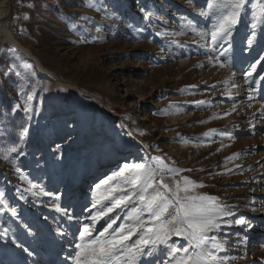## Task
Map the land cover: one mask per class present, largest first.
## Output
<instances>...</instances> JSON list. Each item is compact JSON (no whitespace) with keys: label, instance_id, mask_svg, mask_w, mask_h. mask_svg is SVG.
<instances>
[{"label":"rangeland","instance_id":"rangeland-1","mask_svg":"<svg viewBox=\"0 0 264 264\" xmlns=\"http://www.w3.org/2000/svg\"><path fill=\"white\" fill-rule=\"evenodd\" d=\"M257 5L244 0L220 44L210 34L231 9L209 10L207 0H13L4 7L10 13L0 25L35 58L0 41V264H73L85 224L93 237L109 223L111 232L132 223L139 207L121 205L93 223L113 205L101 194L123 177L96 185L125 164L155 166L156 157L183 170L165 173L166 183L188 177L203 185L188 195L216 197L231 213L208 233L224 242L212 250L216 257L264 264V12ZM236 54L244 58L233 64ZM40 136L43 146L32 145ZM122 187L111 195L130 191ZM169 244L187 241L172 236ZM148 251L137 264H174L165 245Z\"/></svg>","mask_w":264,"mask_h":264},{"label":"snow or ice","instance_id":"snow-or-ice-1","mask_svg":"<svg viewBox=\"0 0 264 264\" xmlns=\"http://www.w3.org/2000/svg\"><path fill=\"white\" fill-rule=\"evenodd\" d=\"M207 6L209 10L231 9L222 16L210 34L215 43L229 35L230 30L237 23L244 0H230L227 3L224 0H207ZM257 6L260 7L261 12H264V4H259V0ZM253 17L257 19L256 12H253ZM252 26L255 28V23ZM261 60H264V57ZM220 66L223 67L224 64L221 63ZM26 67L31 69L32 65ZM252 71H255V65L252 66ZM25 111L30 109L26 108ZM24 132L26 134L27 129ZM155 160L157 161L155 166L125 164L119 171L96 185L99 189L101 184L109 185L115 178L123 177L120 182L108 189L107 195L101 194L102 199H111L113 205L91 217L93 223L121 205L126 206L138 201L139 207L135 208L127 218L132 223L121 224L111 232L109 230L112 229V224L109 223L98 236L93 237L92 229L85 224L80 231V242L76 244L74 255L71 256L73 264H137L139 257L151 254L150 251L146 253L149 246L154 248L157 245H165L170 249L174 264H217V261L226 264L228 260L235 259L228 256L216 257L212 250H223L224 242L208 236V233L219 230L222 222H228L225 217L230 216L231 213L226 210V206L220 204L216 197L188 195L193 189L203 187L202 184L188 177H182L181 180L173 179L172 185L166 183L165 173H170L174 178L183 170L168 167L160 157H156ZM122 185H127L130 191H126L119 198L113 197L112 192L125 191ZM56 211H64L67 214L66 210L59 207ZM12 213L15 215L16 210L12 209ZM145 214L147 220L143 218ZM235 222L244 223L243 219ZM138 230H142L139 231L140 238L128 244L127 241L137 234ZM172 236L183 237L187 241V246L172 247L169 244Z\"/></svg>","mask_w":264,"mask_h":264},{"label":"bare ground","instance_id":"bare-ground-1","mask_svg":"<svg viewBox=\"0 0 264 264\" xmlns=\"http://www.w3.org/2000/svg\"><path fill=\"white\" fill-rule=\"evenodd\" d=\"M8 3H10V0H1L0 1V18L6 13V9L4 8ZM224 9V8H223ZM4 40H11V41H13L15 44H17V46L19 47V48H21L24 52H26V53H28L29 55H31V56H33L34 58H35V56H34V54L30 51V49L29 48H27L26 46H24L22 43H20L17 39H15L14 37H13V35H12V33L7 29V28H4V27H2L1 25H0V41H4ZM221 42H219V44L220 43H222V39L220 40ZM228 57V59L230 58V56H227ZM234 63L233 64H236V63H238V62H240V60L241 59H243L244 58V56L243 55H238V54H236V55H234ZM39 62V61H38ZM67 85H69V87L73 90V91H76V90H78V91H84V90H82L81 89V87H80V89L76 86V85H73V84H67ZM85 92V91H84ZM88 92V91H87ZM110 112V111H109ZM261 247H264V239L261 241ZM263 252H264V249H263Z\"/></svg>","mask_w":264,"mask_h":264},{"label":"trees","instance_id":"trees-1","mask_svg":"<svg viewBox=\"0 0 264 264\" xmlns=\"http://www.w3.org/2000/svg\"><path fill=\"white\" fill-rule=\"evenodd\" d=\"M12 127L13 128L15 127V122L12 123ZM32 139H34V140L31 141L32 145H34V146H43L42 145L43 138L41 136L40 137H33Z\"/></svg>","mask_w":264,"mask_h":264},{"label":"water","instance_id":"water-1","mask_svg":"<svg viewBox=\"0 0 264 264\" xmlns=\"http://www.w3.org/2000/svg\"><path fill=\"white\" fill-rule=\"evenodd\" d=\"M13 0H10V3H9V8H11V4H12ZM10 13V9L8 10V13H5L1 18H0V21L3 20L4 18L7 17V15Z\"/></svg>","mask_w":264,"mask_h":264}]
</instances>
